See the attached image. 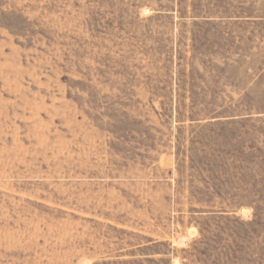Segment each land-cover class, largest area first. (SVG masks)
Here are the masks:
<instances>
[{"label": "rangeland", "instance_id": "obj_1", "mask_svg": "<svg viewBox=\"0 0 264 264\" xmlns=\"http://www.w3.org/2000/svg\"><path fill=\"white\" fill-rule=\"evenodd\" d=\"M0 264H264V0H0Z\"/></svg>", "mask_w": 264, "mask_h": 264}]
</instances>
